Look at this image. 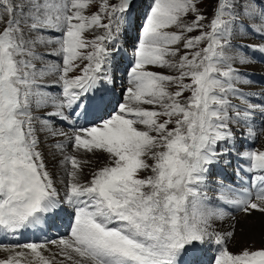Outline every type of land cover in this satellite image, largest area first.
Listing matches in <instances>:
<instances>
[{
    "label": "snow or ice",
    "instance_id": "snow-or-ice-1",
    "mask_svg": "<svg viewBox=\"0 0 264 264\" xmlns=\"http://www.w3.org/2000/svg\"><path fill=\"white\" fill-rule=\"evenodd\" d=\"M201 2L149 0L123 102L103 118L137 0H0V237L69 220L65 237L0 243V264H205L214 250V264H264V248L223 247L234 225L218 229L233 212L264 213V150L238 147L264 138V93L240 86L253 82L239 54H264V8L216 0L205 25ZM241 27L260 43L234 49ZM81 151L108 161L87 182ZM233 155V179L210 183Z\"/></svg>",
    "mask_w": 264,
    "mask_h": 264
},
{
    "label": "rangeland",
    "instance_id": "rangeland-1",
    "mask_svg": "<svg viewBox=\"0 0 264 264\" xmlns=\"http://www.w3.org/2000/svg\"><path fill=\"white\" fill-rule=\"evenodd\" d=\"M116 2H117V0H110V3H116ZM215 2H216V0H202V2L198 5L200 10H201V12L208 18L207 20L202 21V23H204L205 25L208 24V22L210 21V19L213 16V8H214V5H215ZM141 3L143 4V6H141ZM148 3H149V0H138L137 11H136V13L133 16H131L130 24L128 26V29H130V30H127L126 33H124V35L121 37L122 39L120 38V40L118 41V43L120 42L118 44V46L120 48V52L118 54L119 57H120V62H119L118 66H117V69L115 71L116 79H115V87L114 88L117 91V95L119 96L120 102H123V99H124L123 92H124V89L127 86V72H128V70L130 69V67H131V65L133 63V49H134V46L137 44L136 42H138L137 41L138 38H139L138 34L140 32V29H141V26H142V23H143V19H144L145 12H146L147 7H148ZM255 3L257 5H260L262 8H264V0H255ZM97 10H98V4L94 2V3L90 4V6L86 10L85 14L91 15V14L95 13ZM105 22H107V21H105ZM248 24H249V21L245 20L244 21V26L246 27ZM208 30H210V29H208L206 27L205 31H208ZM100 31H102V30H100ZM127 32H128V34H127ZM196 34H198V33L194 32L191 35H196ZM86 35H88L89 38H91L90 34L86 33ZM131 35H132V37H131ZM133 35H135V36H133ZM259 41H260V37L257 36L256 34H254L252 32L251 28H248L247 33H245L244 27H241L240 31L238 33L234 34L233 37H232V45H233L234 49H235V47L238 48V47H240L242 45H253V44L257 45V44H259L258 43ZM133 42H134L133 47L129 50L128 47H131V45H132L131 43H133ZM241 53L243 55L245 53H247L249 55L250 59H251V62L248 63L246 66H244L242 68L241 72L246 75V78H248L251 81H253L254 84H252V86H248V87L247 86H243V85H240V86L243 87L246 92H250L251 93L252 98L254 97L253 100H256V99L259 100V99H261L260 94L264 93V89H262V88H264V81H263V79H264V71H261L259 69V66L264 65V54H261L259 52H251L247 47L243 48ZM124 58H126V59H124ZM253 60H255V61H253ZM125 66H127L126 72H125V75H122L121 74V69L124 68ZM153 70L161 72V73H164V74H168L166 69L156 68V69H153ZM247 71H250V72H247ZM76 74H78V73H72L70 75H76ZM255 80H257V81H255ZM257 82H258V84H257ZM260 85H262V86H260ZM122 86H124V87H122ZM258 87H259L260 90L258 89ZM250 89H251V91H250ZM257 94H259V95H257ZM117 105H118V103L116 101H114L113 106L110 107L108 109V111L104 112L102 115L112 114L113 109H116ZM145 107L151 108V106H145ZM116 111H118V108H117ZM258 119H260L259 116H258L257 120ZM40 138H41V141H42V144H41L42 153L52 159V156L50 155V152H49V148L47 147L46 144L43 143V139H42L43 138V134H41ZM257 139H259V140H257ZM48 143L50 144V143H52V141H48ZM249 143H250V145H249ZM248 145L250 146V148L252 147L251 149L264 150V138H260L258 136L255 139V142H253L251 140L242 141V144L238 145V147L242 146L244 148H249ZM68 151L72 152L71 148H69ZM81 152L86 158H88L86 160V161H88L87 163H82L81 164V169H82V171H81V178H82L81 182H87L91 178V174L95 170L103 167L106 163H108V161L106 160V156L103 153L97 152L95 154H91V153H86V152H83V151H81ZM77 154L78 153H75L74 155H77ZM51 162L55 163L56 161L53 160ZM149 163H151V161H149ZM235 163H236L235 155H233V164H232V166H230L228 168L226 167L227 168L226 169L224 167L223 163H222L221 165L216 167L214 169L213 174L210 177V183L214 184L218 177H223L226 181L227 180H232L233 179V173L232 172L234 171L233 168L235 167V165H234ZM47 167H48V165H47ZM69 167H70V165H69ZM227 170H228V172H226ZM147 174H150V173L145 172V173H142L141 175L143 176V175H147ZM53 178H54V175H53ZM62 179L66 180L67 178L65 176H63ZM209 195L213 196L214 193L210 191ZM213 198H214V196H213ZM254 212H258V211H254L253 210L252 213H254ZM233 215L235 216V218H237L240 215H242V216L238 220H235V219L234 220H231V219L226 220L227 222L226 221L223 222V224H225V226L223 224H218V229L223 230V231L232 230V226L234 225V236L232 238L228 239L226 241V243L223 245V247H225L232 254H239L242 249L246 248L245 246H243L246 243H249L248 247H251L253 249L259 250L261 248H264V241L263 240L261 241L260 244L254 245L257 242L256 240H260V238H264V221H263V224H262V221L261 222L253 221L254 223L253 222H249V221H252V218H251V219L245 221L244 223H241L240 219L244 216V214L243 213H239V212H233ZM253 220H255V218H253ZM231 221H233V222H231ZM57 223H58V221L55 224V229L57 228ZM244 225H246V227ZM250 230L251 231L254 230L255 232L253 231V233H251ZM67 232H68V225H67V227L63 228L62 232H58L57 234L60 235V237H65ZM54 238L56 239L58 237L54 235ZM239 240H240L241 243H239ZM216 254L217 253H216L215 250L214 251H209L207 253V255L203 257V259L205 261V264H214L213 257ZM7 255H5L4 257L0 256V258H2V257L3 258H5V257L7 258Z\"/></svg>",
    "mask_w": 264,
    "mask_h": 264
},
{
    "label": "bare ground",
    "instance_id": "bare-ground-1",
    "mask_svg": "<svg viewBox=\"0 0 264 264\" xmlns=\"http://www.w3.org/2000/svg\"><path fill=\"white\" fill-rule=\"evenodd\" d=\"M257 22H259V20L257 19ZM128 30H130V29H128ZM127 34H128V32H127ZM240 34V33H239ZM252 34V33H251ZM126 35V34H125ZM139 35V34H138ZM242 35V34H241ZM133 36H135V35H133ZM131 37H132V35H131ZM130 37V38H131ZM122 39V38H121ZM124 39V38H123ZM133 39V38H132ZM252 39V38H251ZM134 40V39H133ZM136 40V39H135ZM256 40V39H255ZM125 41V40H124ZM138 41V40H137ZM251 41V40H250ZM132 42V41H131ZM120 43V42H119ZM118 43V44H119ZM124 43V42H123ZM137 43V42H136ZM258 43H260V41L258 42ZM256 44V43H255ZM123 45V44H122ZM254 45V44H253ZM236 48V47H235ZM125 50V49H124ZM130 50V49H129ZM127 52V51H126ZM129 53V52H128ZM132 53V52H131ZM240 55H243L241 52L239 53ZM124 59H126V58H124ZM253 61H255V60H253ZM123 62V61H122ZM124 63V62H123ZM257 63V62H256ZM130 64V63H129ZM128 64V65H129ZM129 67V66H128ZM252 68V67H251ZM250 68V69H251ZM253 69V68H252ZM256 69V68H255ZM259 69L261 70V71H263L264 70V67H262V66H259ZM241 71H242V68H241ZM253 73V72H252ZM257 74V73H256ZM262 74V73H261ZM255 81H257V80H255ZM261 81V80H260ZM263 81H264V79H263ZM253 82V81H252ZM123 84V83H122ZM254 84V83H253ZM257 84H258V82H257ZM244 86V85H243ZM252 86V85H251ZM260 86H262V85H260ZM122 87H124V86H122ZM127 87V86H126ZM248 87V86H247ZM255 87V86H254ZM243 88V87H242ZM254 89V88H253ZM258 89H259V87H258ZM262 89H264V88H262ZM260 90V89H259ZM250 91H251V89H250ZM255 92V91H254ZM257 95H259V94H257ZM258 97V96H257ZM254 98V97H253ZM252 98V99H253ZM257 100V99H256ZM109 115H111V114H109ZM258 118V117H257ZM261 123V119H259L258 120V123H257V125H259ZM43 139V138H42ZM257 140H259V139H257ZM255 142V141H254ZM249 145H250V143H249ZM248 145V146H249ZM247 146V147H248ZM249 148H250V146H249ZM252 148V147H251ZM75 154V153H74ZM77 158L78 159H80L81 161H86L88 158H86L83 154H82V152H80V153H78L77 154ZM233 159V158H232ZM91 163V162H90ZM54 164H56V162L54 163ZM92 164V163H91ZM235 165V164H234ZM230 167V166H229ZM91 168V167H90ZM226 168V167H225ZM228 168V167H227ZM226 168V169H227ZM48 169H49V171L53 174V172H54V170L52 169V167H51V165H48ZM232 169V168H231ZM234 169V168H233ZM232 169V170H233ZM231 170V171H232ZM226 172H228V170L226 171ZM233 173V172H232ZM232 176V175H231ZM82 179V178H81ZM232 179V178H231ZM212 182V181H211ZM214 196V195H213ZM242 215H240V216H238L237 218H235V220H238L240 217H241ZM64 220L62 219L61 220V222L62 223H68V217H66V216H64ZM252 218V221H249V222H253V221H258V222H261L262 221V224H263V221H264V214L263 213H260V212H254V213H252L250 216L249 215H244L241 219H240V221H241V223H244L245 221H247V220H249V219H251ZM253 218H255V220H253ZM232 220V219H231ZM227 222V221H226ZM231 222H233V221H231ZM238 222V221H237ZM254 223V222H253ZM224 226H225V224H223ZM227 225V224H226ZM251 225V224H250ZM260 225V224H259ZM228 226V225H227ZM245 227H246V225H244ZM248 226V225H247ZM254 226V225H253ZM252 226V227H253ZM220 227V226H219ZM223 229V228H222ZM250 229V228H249ZM251 231V230H250ZM249 231V232H250ZM254 231V230H253ZM253 231H251V233H253ZM259 231V230H258ZM263 231V230H262ZM244 232V231H243ZM255 232V231H254ZM246 233V232H245ZM263 234V233H262ZM19 237H18V239L20 238L21 240H29V239H31L33 236H34V233L32 234V231H30V232H25L24 234H22V235H18ZM237 237V236H236ZM242 238V237H241ZM238 239V238H237ZM0 240H3V241H10V240H15V238L14 237H8V238H3V237H0ZM264 241V238H260V240H256L257 242L254 244V245H256V244H260L261 243V241ZM243 241V240H242ZM239 243H241L240 242V240H239ZM243 246H245V247H248L249 246V243H246L245 245H243ZM260 247V246H259ZM234 251V250H233ZM236 252V251H235ZM239 253V252H238ZM8 253L7 252H5V251H2V250H0V256H5V255H7ZM46 254V253H45ZM8 256V255H7ZM2 257V258H3ZM6 258V257H5ZM206 259V258H205Z\"/></svg>",
    "mask_w": 264,
    "mask_h": 264
}]
</instances>
